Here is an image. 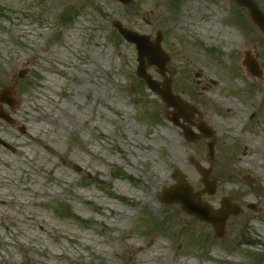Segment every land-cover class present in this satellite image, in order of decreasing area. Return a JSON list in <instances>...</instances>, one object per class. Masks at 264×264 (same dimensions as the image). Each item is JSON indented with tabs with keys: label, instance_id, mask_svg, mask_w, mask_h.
<instances>
[{
	"label": "rangeland",
	"instance_id": "1",
	"mask_svg": "<svg viewBox=\"0 0 264 264\" xmlns=\"http://www.w3.org/2000/svg\"><path fill=\"white\" fill-rule=\"evenodd\" d=\"M114 21L151 41L162 34L171 90L196 108V140L174 131ZM9 86L0 264H264V34L233 0H0V90ZM174 170L214 210L224 197L241 207L224 237L158 198ZM154 175L166 182L151 195Z\"/></svg>",
	"mask_w": 264,
	"mask_h": 264
},
{
	"label": "water",
	"instance_id": "2",
	"mask_svg": "<svg viewBox=\"0 0 264 264\" xmlns=\"http://www.w3.org/2000/svg\"><path fill=\"white\" fill-rule=\"evenodd\" d=\"M122 3H129L131 0H120ZM240 7H245L248 9L251 14V18L254 23L259 26L262 32H264V13L261 12L257 2L254 0H234ZM114 26L120 31L123 37L126 40L136 43V47L139 53L138 61L139 65L137 67L138 76L144 79L147 82V85L154 92H158L162 96V100L167 103V106L173 107L174 113V124L178 125L180 128H183L184 134L188 140L193 141L197 137V133H194L192 129L180 122L181 118H184L185 121L188 120L186 109L189 108V105L183 102L178 96H175L171 92V81L165 80L164 83L157 82L153 79L151 75L146 71L147 65H156L158 71L165 75L166 65L169 61V57L164 53L160 47L161 34H158L157 41L155 44L150 42L149 37L146 35H140L137 32L127 30L122 27L121 23L114 22ZM248 54V53H247ZM251 69V71L256 72L257 66L255 62H251L250 58L246 61ZM25 71L20 72V76L25 75ZM161 85L163 87H161ZM13 88H4L0 91V101L7 103L9 106L14 107L16 101L12 99ZM191 111H194L192 108ZM0 117H3L7 121H12L9 116L0 108ZM168 119L171 121L172 116L169 112ZM201 132H205L204 128H199ZM1 143V142H0ZM198 165V164H197ZM202 176H204V183L208 187V191L211 192L212 186L208 181V169H203L201 165H198ZM173 177L178 181L176 185L171 188L164 189V193L159 194V198L167 204L180 203L182 209L187 210L189 213L198 215L200 219L210 221L213 223L214 228L217 231L218 236H223L224 226L226 220L229 218V214L234 215L238 214L241 210L240 207L233 208L229 200H224L222 205L223 210H218V216L212 215L211 207L208 204H203L201 201L196 200V195L192 194V188L188 185L186 179L182 177L181 174L178 175L177 171L174 172Z\"/></svg>",
	"mask_w": 264,
	"mask_h": 264
},
{
	"label": "bare ground",
	"instance_id": "3",
	"mask_svg": "<svg viewBox=\"0 0 264 264\" xmlns=\"http://www.w3.org/2000/svg\"><path fill=\"white\" fill-rule=\"evenodd\" d=\"M225 34H226V36H228V38H232L233 37V35H230L229 32H226ZM0 127H1V121H0ZM1 137H2V133L0 132V138ZM2 138L4 139V141L8 142V137H5V138L2 137ZM152 178H153L152 179V182H150L149 185L146 187L147 191L151 192L150 193L151 195H152L153 192H155L158 189L159 186H163V184L166 182L165 177L162 178V177H158V176L154 175ZM191 179H194L195 180V179H197V177H195V178L193 177ZM229 190H233V189L231 188ZM0 201H4V199H2V200L0 199ZM218 204H219V201L218 200L217 201L216 200H213L212 206L213 205L214 206H217ZM261 233H263V235H264V231H261ZM247 242L248 243L249 242L251 243V241H249V240H247Z\"/></svg>",
	"mask_w": 264,
	"mask_h": 264
},
{
	"label": "trees",
	"instance_id": "4",
	"mask_svg": "<svg viewBox=\"0 0 264 264\" xmlns=\"http://www.w3.org/2000/svg\"><path fill=\"white\" fill-rule=\"evenodd\" d=\"M56 213L59 214L63 218H74L77 219L75 214H73L71 207L68 205H61L60 207L55 206Z\"/></svg>",
	"mask_w": 264,
	"mask_h": 264
},
{
	"label": "flooded vegetation",
	"instance_id": "5",
	"mask_svg": "<svg viewBox=\"0 0 264 264\" xmlns=\"http://www.w3.org/2000/svg\"><path fill=\"white\" fill-rule=\"evenodd\" d=\"M172 124H174V113H173V123ZM174 131H175V124H174Z\"/></svg>",
	"mask_w": 264,
	"mask_h": 264
}]
</instances>
